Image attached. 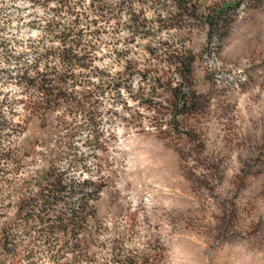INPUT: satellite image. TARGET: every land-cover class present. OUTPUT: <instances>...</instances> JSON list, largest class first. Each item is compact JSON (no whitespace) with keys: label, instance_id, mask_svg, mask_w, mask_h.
<instances>
[{"label":"rangeland","instance_id":"1","mask_svg":"<svg viewBox=\"0 0 264 264\" xmlns=\"http://www.w3.org/2000/svg\"><path fill=\"white\" fill-rule=\"evenodd\" d=\"M77 1L86 20L97 19L90 0ZM187 1L196 15L188 5L177 8L179 0H135L130 17L146 21H130L129 29V11L106 0L115 17L94 27L101 28L96 39L93 28L83 32L96 46L94 66L120 78L115 91L89 95L92 86H77L76 101L29 116L15 101L24 99L22 88L0 79V99L14 100L1 114L20 124L0 131V156L22 159L18 171L0 160V229L15 223L21 196L36 192L51 165L100 186L77 232L46 238V226L15 224L30 231L23 243L34 252L4 255L0 264H264V0ZM56 6L0 0V44L7 47H0V68L15 67L3 61L5 50L30 62L29 44L57 45L44 27L72 18H55ZM223 7L228 27L208 38L204 18ZM184 52L195 57L193 88L203 106L176 117L173 90L186 86L168 57ZM90 81L97 85L95 76ZM90 112L93 125L85 121Z\"/></svg>","mask_w":264,"mask_h":264},{"label":"trees","instance_id":"2","mask_svg":"<svg viewBox=\"0 0 264 264\" xmlns=\"http://www.w3.org/2000/svg\"><path fill=\"white\" fill-rule=\"evenodd\" d=\"M32 3H49L55 2L56 8L52 11L55 18H61V15H67L72 18L68 25L59 22H49L46 24L44 32L46 37H52L57 42V45L43 47L40 42L29 44L26 46L32 50L34 56L30 62H20L21 55L14 53L13 50H5L6 54L2 56L6 64H14L13 69L0 68V79L7 78L15 82L22 88L21 94L24 99L15 100L23 103V110L27 115L32 116L38 111H44L56 101H76L75 92L71 88L90 87L93 90H88L87 94L93 95L95 92L108 90L115 91L116 87L121 84L120 78L109 79L106 71L100 70L94 66L96 58V46L91 42H86L85 30L96 39L101 28L97 27L99 22L108 23L115 17L116 12L107 6L106 0H90L89 9L97 19L86 20L87 14L84 11L78 10V1L72 5L73 0H30ZM135 0H119L118 5L126 8L129 11L128 28L130 29V21L133 26L142 27L145 19L139 21V17L132 14L130 17V3ZM247 0H240L238 4ZM254 1V0H248ZM185 4L186 12L189 15H196L198 9L196 5L191 4L187 0H179ZM228 7H223L217 10L213 16H206L205 22L208 27V38L212 37L215 30L222 31L228 27L224 13ZM76 9L78 11H76ZM86 20V28L80 29V21ZM59 29V30H57ZM59 31V32H54ZM6 46V43H1L0 47ZM2 46V47H3ZM7 48V47H5ZM151 54V52H149ZM171 64H179V75L182 83L186 86L184 92H179L178 89L173 90L174 103L177 109L176 117L179 115L190 114L200 110L203 106L200 97L193 88V64L195 57L190 52L182 54H173L168 57ZM134 69L132 64H127L126 70ZM146 73V72H145ZM120 75V74H119ZM146 74H143L145 77ZM96 77L97 85L91 83L90 79ZM121 76V75H120ZM36 94L42 97V101H36ZM88 98V97H87ZM6 96L0 99V131L3 129L14 130L20 127V124H12L8 119L1 114V110L6 104H11ZM78 113L83 109L82 105H78ZM27 115L21 122L24 124L27 120ZM87 125L94 124V112L85 115ZM175 121V120H174ZM15 128V129H14ZM0 160L15 166L14 171H18L22 159L8 151L1 154ZM2 172V171H1ZM4 176V173H2ZM41 184L34 194L24 192L21 196L18 208L15 215V223L12 225L6 224L0 229V258L4 255H10L12 258H17L21 255V251L31 255L33 246L24 244L30 231L15 230L16 226L28 225L32 222L37 226H46V238L52 237L55 232L61 234H69L75 230L76 232L82 227L86 218L84 216L87 206L90 202H94L100 195V186L94 182L81 178H68L65 171H61L59 167L51 165L41 177ZM63 210L56 211L58 207ZM54 214L52 219L51 215ZM16 226L14 227V225ZM39 233V230H34ZM78 235V234H77ZM73 236H76L73 234ZM37 237L38 234H37ZM31 242L30 244L32 245ZM22 247V250L19 249Z\"/></svg>","mask_w":264,"mask_h":264}]
</instances>
